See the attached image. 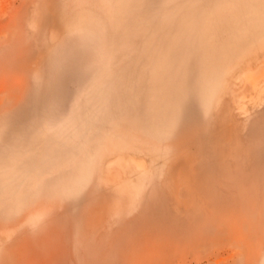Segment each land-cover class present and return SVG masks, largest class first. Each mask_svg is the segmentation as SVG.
<instances>
[{
    "label": "rangeland",
    "instance_id": "374dc122",
    "mask_svg": "<svg viewBox=\"0 0 264 264\" xmlns=\"http://www.w3.org/2000/svg\"><path fill=\"white\" fill-rule=\"evenodd\" d=\"M0 264H264V0H0Z\"/></svg>",
    "mask_w": 264,
    "mask_h": 264
}]
</instances>
